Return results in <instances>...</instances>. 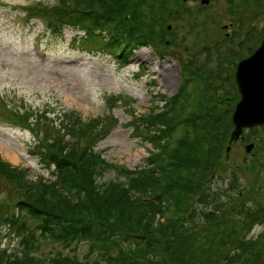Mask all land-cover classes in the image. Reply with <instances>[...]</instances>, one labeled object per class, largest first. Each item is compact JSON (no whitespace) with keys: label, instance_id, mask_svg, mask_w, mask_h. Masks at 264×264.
Segmentation results:
<instances>
[{"label":"trees","instance_id":"trees-1","mask_svg":"<svg viewBox=\"0 0 264 264\" xmlns=\"http://www.w3.org/2000/svg\"><path fill=\"white\" fill-rule=\"evenodd\" d=\"M133 1L137 13L130 0H60L65 11L53 15L58 16L55 23L63 19L64 24L84 30L87 36L77 41L90 50L100 40L94 34L96 28L113 32L109 51L113 54L119 45H125L127 58L136 46L146 45L148 36L159 32L156 25H149L157 10L149 7L152 0ZM88 10L89 16L80 15ZM92 16L98 20L94 29ZM209 73L207 68L192 71L195 77L206 78ZM235 87L233 81L219 92L212 90L206 104L200 98L198 109L192 112L182 87L175 97L164 99L161 113L146 117V129L140 131L133 124V134L152 143L157 152L149 157L153 169L136 176L110 166L124 180L102 181L105 162L86 146L64 143V138L50 147L42 139L43 148L33 150L41 163L55 168L59 182L32 181L26 170L0 158V176L12 184L17 196L9 198L15 202L11 211L61 223L70 234L96 233L105 249H111L102 264H264V231L250 233L254 223L264 227L263 212L249 209L247 202L238 203L236 211L230 207L238 194L234 174L226 185L230 189L227 195L224 190L210 192V183L220 178L218 168L232 129L230 118L238 99ZM65 117L62 130L66 128V135L72 136V124L77 141H85L89 129L80 119L71 123L70 114ZM219 195L223 198L217 200ZM4 212L0 207V215H8ZM244 213L250 225L246 235H239L231 227L244 226L245 221L237 220ZM205 247L213 253L204 254ZM0 264L33 263L26 255L12 262L0 255ZM48 264L68 263L61 259Z\"/></svg>","mask_w":264,"mask_h":264},{"label":"rangeland","instance_id":"rangeland-1","mask_svg":"<svg viewBox=\"0 0 264 264\" xmlns=\"http://www.w3.org/2000/svg\"><path fill=\"white\" fill-rule=\"evenodd\" d=\"M200 1L152 0L149 7L157 10L149 25H156L159 32L148 36L149 46L134 52L127 67L118 68L109 56L85 54L78 42L71 41L82 33L65 24L55 32L46 22L30 16L37 7L53 26L62 11L60 0H0V157L14 167L27 169L32 179L53 181L43 169L46 165L38 164L29 150L42 139L48 146L60 138L74 144L72 124L69 133L73 136L69 137L59 122L63 112L71 111L89 129L88 139L102 158L128 170L143 166L148 147L130 135L131 119L149 111L159 113L164 106L161 99L175 96L187 81L188 109L197 110L200 98L205 105L209 92L202 91L182 65L192 61L212 71L213 63L221 58L226 66L222 55H205L204 47L230 51L223 35L228 33L236 41L251 42L242 47L246 53L264 33V0H214L207 5H200ZM130 4L137 13V3L130 0ZM201 6L205 8L199 9ZM55 13L57 18L53 17ZM224 25L227 28L222 30ZM9 109L18 113L20 120L26 118L27 123L14 121ZM45 111L50 112L48 118L41 115ZM34 117L36 131L32 128ZM87 121L94 124L92 129ZM248 143L254 145L250 154L244 150ZM233 174L238 194L230 207L236 211L238 203L247 202L249 209L264 214V127L244 131V141L233 144L224 154L218 168L220 178L210 183V192L224 190L223 195H227L230 189L226 185ZM114 176L113 171L106 173L102 181ZM8 189L9 182L0 176V207L13 215L15 202L8 198ZM221 198L219 195L217 200ZM245 214L237 219L245 221L242 228L231 227L239 235L245 234L250 225ZM255 229L259 232L262 228ZM8 245L9 250H16L18 238L1 230L0 249ZM51 249L47 246L44 251ZM203 253L213 251L205 247Z\"/></svg>","mask_w":264,"mask_h":264},{"label":"water","instance_id":"water-1","mask_svg":"<svg viewBox=\"0 0 264 264\" xmlns=\"http://www.w3.org/2000/svg\"><path fill=\"white\" fill-rule=\"evenodd\" d=\"M206 2L202 0L201 3ZM235 82L240 100L232 113L234 128L230 133L229 143L242 139L244 129L264 125V39L250 58L238 64ZM253 147V144L246 145V153H250ZM229 150L230 147H227L226 152Z\"/></svg>","mask_w":264,"mask_h":264},{"label":"bare ground","instance_id":"bare-ground-1","mask_svg":"<svg viewBox=\"0 0 264 264\" xmlns=\"http://www.w3.org/2000/svg\"><path fill=\"white\" fill-rule=\"evenodd\" d=\"M170 5L172 6L173 4ZM209 72L210 73L206 78L204 76L199 75L195 80V82L199 83V86L202 91L211 92L215 89L216 92H219L223 90L224 85H227L228 83L232 82L231 78L220 75L215 69H213L212 71L209 70Z\"/></svg>","mask_w":264,"mask_h":264},{"label":"flooded vegetation","instance_id":"flooded-vegetation-1","mask_svg":"<svg viewBox=\"0 0 264 264\" xmlns=\"http://www.w3.org/2000/svg\"><path fill=\"white\" fill-rule=\"evenodd\" d=\"M232 26H233V23L230 24V27H232ZM227 45L231 48V50L229 52H225V53L231 54V55H235L234 59L230 61V67L231 68L234 67V69L232 71L234 73L235 70H236L237 63L240 60L249 57L253 52H251L248 56L236 61V56H238V54H239V49L244 46V43H242V42H234V43H230V44H227ZM214 63H216V62H214ZM225 65H226L225 67H227L228 63H225ZM228 70L231 71V69L229 67H228Z\"/></svg>","mask_w":264,"mask_h":264}]
</instances>
